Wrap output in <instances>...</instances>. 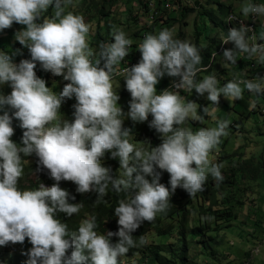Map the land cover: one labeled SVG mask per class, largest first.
Masks as SVG:
<instances>
[{
    "label": "clouds",
    "instance_id": "clouds-1",
    "mask_svg": "<svg viewBox=\"0 0 264 264\" xmlns=\"http://www.w3.org/2000/svg\"><path fill=\"white\" fill-rule=\"evenodd\" d=\"M178 1L141 0L135 5L137 13L133 12L137 43L116 28L109 42L93 50L86 40L91 25L81 14L68 10L73 0H0V30L13 22L24 26L14 32L15 52L0 50V85L10 88L7 94L0 92V246L27 238L31 247L23 253L24 264H119V258L136 244L132 233L165 212L178 187L192 195L203 189L209 176L223 180L221 165L211 155L228 134V120L214 116L219 98L238 100L243 90L264 94V74L255 78L245 71L246 79L234 77L224 83L214 73L202 78L199 73L200 79L196 74L209 72L219 54L225 67L236 64L237 53L264 65V31L261 24L256 26L258 17L264 18V3L241 0V15L229 5L231 11L223 19L226 34L218 41L220 50L213 52L206 71L200 70L201 55L195 44L177 38L174 28L158 30L168 17L177 22L182 5ZM49 8L52 11L47 13ZM229 42L231 47L222 46ZM135 45L139 59L118 72L117 67L130 63L123 59ZM20 47L27 48L29 56L14 60ZM249 68L255 69L253 62ZM35 70L68 82L53 91ZM115 74L121 75L116 79H123L130 96L127 111L117 103ZM164 76L173 78L170 86L157 91L155 85ZM179 90H194L210 106L186 99ZM73 97L69 121L58 113L61 104ZM149 115L148 126L160 139L155 146L147 140L134 142V133L123 126L125 119L143 122ZM205 117H211L215 126H188ZM13 118L23 130L19 143L10 139ZM105 153L118 161L119 174L104 165ZM30 155L37 158L33 173L46 170L53 181L49 186L40 181L36 188L18 187L22 157ZM160 170L168 173L167 186L159 182ZM62 180L71 181L77 193H94L97 202L109 190L123 193L112 209L116 230L97 231L96 217L91 214L69 230L57 214L69 217L82 205L72 202L75 197L60 187Z\"/></svg>",
    "mask_w": 264,
    "mask_h": 264
},
{
    "label": "rangeland",
    "instance_id": "rangeland-1",
    "mask_svg": "<svg viewBox=\"0 0 264 264\" xmlns=\"http://www.w3.org/2000/svg\"><path fill=\"white\" fill-rule=\"evenodd\" d=\"M126 1L127 0H120L117 4L111 6L106 4V9L110 13L109 17L107 18V23L110 26L109 30L111 33L116 28H119L126 33L131 42L134 44L137 43L139 35V31L135 30L133 27V25L138 26L134 15L138 11L137 8H135V5H139V3L138 1H134V5L127 7L130 13L135 11V14H132L131 16L133 18V21H131L130 16L126 13ZM230 1L231 0H228L227 2ZM96 2H102V0H93V3ZM257 2L264 3V0H257ZM178 3H182V5L180 6L181 13H178L176 16L177 22L168 25L166 23L163 27L174 28L177 38L189 40L193 44L195 42L197 44L199 43L201 47L210 44L214 39L220 42L221 36L224 35L223 30L210 24L206 17L202 18L200 16V13L211 9L210 7L213 6L212 4L214 3V0H181L180 2L178 1ZM227 5H231L233 7L235 14L241 15V0H232V2ZM185 8L190 11L192 10V13H189L184 19H181L180 16L182 14V10ZM212 9L215 14V8L213 7ZM68 10L81 14L85 18V21L91 25L90 31L86 37L90 48L95 50L101 42L110 41L111 35L110 37L104 36V38L98 37L97 40H95V32L98 29L101 34L106 33V24L103 21L98 24L94 11H92V8L87 9V5L84 0H73V5ZM172 16L175 17V14ZM214 16L216 17L217 15ZM258 18L259 19L256 23V26H259L260 24L262 25L264 22V18ZM139 21L145 23V20L142 17H140ZM23 27V25L13 22L10 27L0 30V50L15 52L16 48L14 45H16L17 41L14 40V32L20 30ZM147 33H153V30ZM197 34L199 38L198 40H195ZM135 35L137 36L136 38H134ZM204 36L208 38L203 42ZM101 39H104V41H101ZM228 45L229 43L222 44L224 48H228ZM24 48L25 47H20V53H22L21 56L23 58L26 56V54L29 55L28 51L26 52ZM19 54L14 55L13 59L15 60ZM236 60L237 62L243 60V63L238 66L235 64H229L227 67H225L223 58L221 54H219L213 59L212 67L209 72L200 73V77L202 78L205 75L214 73L217 76L218 81L220 83H224L233 79L234 77L241 80L246 79L244 75L245 71H247L249 75H253L256 78V74L261 71L262 65L256 64L254 59L248 58L245 54H240L239 58L236 57ZM251 62H253L255 66L254 70L249 68V63ZM231 66H237V68L233 69ZM35 72L39 77L40 75L48 77L46 86H50L53 91H58L64 83L68 82L62 80L61 76H53L50 72L45 70H35ZM165 77L166 76L162 77V79H165ZM113 81L114 87L115 82L118 81L119 83V87L117 88V93L119 96V94L125 90L124 83L121 82L122 80L118 79ZM168 82L170 84V78L168 79ZM9 91L10 88L7 84L0 85V92L7 94ZM179 91L180 94L184 95L186 99H191L198 105L206 106L209 104L210 106V102L207 101L203 96H197L194 90L192 92L184 90ZM247 92V90H243L241 98L234 101L231 99H224L223 97L219 98L218 108L216 109L214 116L217 119L228 120V134L221 138L218 147L211 155L215 162L219 163L220 160L223 161V163L220 164L221 167L228 166L225 163L228 158H220L223 155H232L234 152H238L239 157H241L244 161L249 159H262L264 162V114L262 113V110L264 109V94L256 96ZM127 99V96H119L117 103L121 107L122 111H127ZM73 103H75L74 97L67 99L61 104L59 111H61V108L63 107L69 109ZM199 110L200 109L198 108L197 111L199 112ZM253 111H255V113L252 114ZM58 115L62 116L61 112L58 113ZM64 118L67 120L70 119L65 115ZM127 121V119L123 121V126L127 124ZM192 123L194 124L193 126H188L193 129L199 127L215 126V121L211 117H205L202 121L198 122L192 121ZM135 125L136 122H131V126L134 127ZM239 157H234V159L239 162L241 161L239 160ZM24 159H27L26 165H28L31 162H34V155L24 157ZM44 185L47 186L46 184ZM247 195V202H245L246 207L241 211L239 209V221L235 222L231 228L227 230L223 229L225 233L222 232L219 240L216 242L218 244L215 248L218 252L217 256H209V252H207L206 256L205 250H200V248L193 246L189 252V261L187 264H264V171L262 172V176L259 178L258 182L251 184V189ZM189 207L192 209V214L189 215L190 220L187 222L190 227L193 228L194 226H197L196 220L198 215L193 209V203ZM178 221L179 219L174 222L161 223L160 226L158 225L159 231H165L170 225H173L174 227L178 226V229L180 230L181 226L179 225ZM258 222H261L262 225L254 227L253 225ZM260 227L262 231H259L258 228ZM155 232L156 231H152L149 233V241L147 245L167 244L172 245L173 248L177 247L178 235L176 229L171 232L169 238H164V240H161ZM157 241L158 244L153 243ZM23 249L24 247L20 242H9L4 246H0V264H3L4 261L9 259L11 256L23 254ZM143 262L147 264L146 261ZM119 264L141 263L137 258H119Z\"/></svg>",
    "mask_w": 264,
    "mask_h": 264
},
{
    "label": "trees",
    "instance_id": "trees-1",
    "mask_svg": "<svg viewBox=\"0 0 264 264\" xmlns=\"http://www.w3.org/2000/svg\"><path fill=\"white\" fill-rule=\"evenodd\" d=\"M120 0H102V2L93 3V0H84L87 5V9L92 8L95 16L97 18L98 24L103 21L106 24L105 34H101L99 29L95 32V40L98 37L104 38L110 37L111 31L109 30L110 26L107 23V18L110 13L106 9V4L108 6L117 4ZM134 1H138L141 4V0H127L126 1V13L130 16V20L133 21L131 17L133 13H130L127 9L128 6H132ZM216 9L215 14L213 10L204 11L200 13L201 17H206L210 24L214 27H219L226 34L225 24L223 19L227 17L228 13L231 11L229 5H224L219 3L218 0H214L212 4ZM51 8L46 12L50 13ZM189 13H192V10L187 8L183 9L180 16L181 19H184ZM214 15H217L215 17ZM175 19L168 17L167 25L174 24ZM165 26L164 24L158 27V30ZM260 32H257L259 34ZM258 36V35H257ZM137 36L135 35L134 38ZM199 36L196 35L195 40H198ZM208 37H203L204 40H207ZM101 41H104V39ZM200 50L201 63L200 70L206 69L208 71L210 68V58L213 55V52L218 53L220 50L219 42L217 40H212L210 44L201 47L200 44L194 43ZM137 45H135L134 51L123 59L131 63L133 60L139 59V51H136ZM231 47L229 42L228 48ZM222 50L220 51V53ZM242 53H237L240 55ZM128 59V60H127ZM121 60V62H123ZM203 71H198L196 76ZM45 82L48 81V77L40 75ZM172 80L171 77H165V79L160 78L158 83L155 85L157 91L165 87H169L170 84L168 79ZM124 83L123 79H121ZM121 97L127 96L128 103L130 96L129 93L124 90L119 94ZM73 108H61V115L67 116L69 121L72 119ZM255 111L252 112V114ZM9 114H11L9 112ZM151 119L149 115L147 120L143 122H136V125L131 126V121H127L125 126L129 127L134 133V142L136 140H147L151 145L155 146L160 142L159 134L155 132L154 129L148 126V120ZM190 125H194L192 121L189 122ZM238 124V123H236ZM13 134L10 139L16 143L20 142V136L22 134V129L18 127V121L13 118L12 121ZM235 154V155H234ZM234 157H239L238 152H234L232 155L222 156L220 159L228 158L225 162L228 166L221 167V175L223 180L217 182L213 177H208L203 185V189L198 191L195 194L188 195L184 190L179 187L175 192L170 196L169 207L163 213H158L152 221H146L140 225L133 233V239L136 242L134 247H131L129 251L122 257V259L137 258L141 264H145L143 261H146L147 264H187L189 261V252L191 248L197 247L200 250H205L206 256L207 252L209 256H217V241L222 232L233 226V224L239 219V209L240 211L246 207L245 202H247V194L251 189V184L258 182L259 178L262 176L264 171V162L262 159H249L244 161L241 157L236 161ZM36 157L34 156V162L26 165L24 157L21 160L22 163V174L18 178L17 184L21 189L25 188H36L40 181L43 184L49 186L53 181L47 176L46 170H42L39 173H33V169L36 168ZM219 159V160H220ZM218 160V161H219ZM103 163L106 166H110L116 174H119L118 161L108 157V154L105 153L103 157ZM223 163L219 161L218 164ZM117 168V169H116ZM161 175L159 182L167 186L168 173L166 171L160 170ZM60 187L66 189L71 195L75 197V200L72 202L81 203V208L77 213L72 214L69 217H65L63 213H58L59 219L66 223L69 230H75L81 219L85 218L87 215H95L97 222V231L103 232L105 230L115 231L118 225L116 224V217L112 215V209L117 205V201L123 198V193L117 194L109 190L108 194L105 195L104 199L97 202L95 201L94 193H77L75 192V185L71 181H60ZM69 184V186H68ZM68 186V187H67ZM193 203L194 211L198 215L196 220L197 226L193 228L188 224L190 220L189 215L192 214V209L189 207ZM179 219L178 223L181 226L180 230L178 226L170 225L165 231H159L158 225L160 226L163 222H174ZM156 224V225H155ZM260 224V225H259ZM262 223L258 222L254 224V227L261 226ZM177 230V247L173 248L172 245H147L149 239V233L156 231L157 235L161 240L164 238H169L173 230ZM259 231L261 227L258 228ZM112 242L116 240V237L113 236L110 238ZM141 239L143 242H141ZM158 244L157 242H153ZM24 247V252L31 247L30 243L25 238L24 242L21 243ZM203 256V255H202ZM205 257V256H204ZM24 254H18L11 256L9 259L5 260L3 264H24L26 260ZM189 264V263H188ZM193 264V263H191Z\"/></svg>",
    "mask_w": 264,
    "mask_h": 264
},
{
    "label": "crops",
    "instance_id": "crops-1",
    "mask_svg": "<svg viewBox=\"0 0 264 264\" xmlns=\"http://www.w3.org/2000/svg\"><path fill=\"white\" fill-rule=\"evenodd\" d=\"M261 26V31H264V22L262 23V25H260ZM24 50L27 52V48H24ZM21 51V50H20ZM21 54L22 53H20L19 55H18V57L17 58H19V59H21V58H23L22 56H21ZM28 54H26V56L24 57L25 59L26 58H28ZM239 56L240 55H238V56H236V57H238L239 58ZM243 63V60L242 61H240V62H237V64H235V65H241ZM237 66H231L233 69L234 68H237ZM258 74H264V65H262V68H261V71H259L256 75H258Z\"/></svg>",
    "mask_w": 264,
    "mask_h": 264
},
{
    "label": "built area",
    "instance_id": "built-area-1",
    "mask_svg": "<svg viewBox=\"0 0 264 264\" xmlns=\"http://www.w3.org/2000/svg\"><path fill=\"white\" fill-rule=\"evenodd\" d=\"M167 7H168V6H166V8H167ZM132 64H134V62H131V63H123L120 67H117V71H118V72H119V71H122L123 68H125L126 66H129V67H130ZM37 66H39V63H38V62H37L36 67H37ZM250 68H253V65H251ZM115 76L118 77V78H122L121 75H119V74H115V75L113 76V79H114Z\"/></svg>",
    "mask_w": 264,
    "mask_h": 264
},
{
    "label": "bare ground",
    "instance_id": "bare-ground-1",
    "mask_svg": "<svg viewBox=\"0 0 264 264\" xmlns=\"http://www.w3.org/2000/svg\"><path fill=\"white\" fill-rule=\"evenodd\" d=\"M116 78H118V77L115 76L114 79H116Z\"/></svg>",
    "mask_w": 264,
    "mask_h": 264
}]
</instances>
